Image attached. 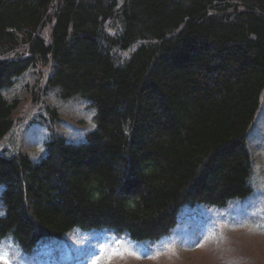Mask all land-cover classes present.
<instances>
[{"label": "trees", "instance_id": "16d2710c", "mask_svg": "<svg viewBox=\"0 0 264 264\" xmlns=\"http://www.w3.org/2000/svg\"><path fill=\"white\" fill-rule=\"evenodd\" d=\"M41 69L96 129L52 135L38 163L0 155V245L19 260L77 264L62 257L74 231L158 243L185 205L253 194L264 0H0V142L20 103L4 91Z\"/></svg>", "mask_w": 264, "mask_h": 264}, {"label": "rangeland", "instance_id": "374dc122", "mask_svg": "<svg viewBox=\"0 0 264 264\" xmlns=\"http://www.w3.org/2000/svg\"><path fill=\"white\" fill-rule=\"evenodd\" d=\"M40 71L4 91L7 100L17 98L20 103L13 113V129L0 142V155L24 153L38 163L45 157L52 135L78 145L96 129L89 103L78 97L64 101L58 90L48 88L47 77H42L45 71ZM261 103L248 141L254 166L250 197L226 209L185 205L176 229L154 244L139 245L107 234L74 231L65 240L63 259L74 256L77 264H264V94ZM47 106L56 110V119L50 117ZM118 246L127 247L133 254L110 260L101 254L102 249ZM0 251L9 264H35L19 260L16 249L8 243L1 244Z\"/></svg>", "mask_w": 264, "mask_h": 264}, {"label": "snow or ice", "instance_id": "6c2138e0", "mask_svg": "<svg viewBox=\"0 0 264 264\" xmlns=\"http://www.w3.org/2000/svg\"><path fill=\"white\" fill-rule=\"evenodd\" d=\"M101 254L110 260L114 256L123 259L126 255H132L133 253H131L127 247L118 246L116 248L108 247L102 249ZM0 262H2V264H9L8 257L2 251H0Z\"/></svg>", "mask_w": 264, "mask_h": 264}, {"label": "bare ground", "instance_id": "6f19581e", "mask_svg": "<svg viewBox=\"0 0 264 264\" xmlns=\"http://www.w3.org/2000/svg\"><path fill=\"white\" fill-rule=\"evenodd\" d=\"M261 105H262V103H261Z\"/></svg>", "mask_w": 264, "mask_h": 264}]
</instances>
